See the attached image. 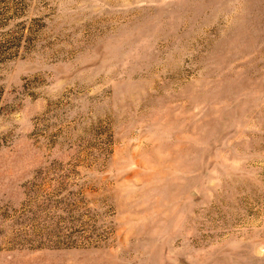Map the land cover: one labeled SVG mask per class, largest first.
Segmentation results:
<instances>
[{
	"label": "rangeland",
	"instance_id": "1",
	"mask_svg": "<svg viewBox=\"0 0 264 264\" xmlns=\"http://www.w3.org/2000/svg\"><path fill=\"white\" fill-rule=\"evenodd\" d=\"M0 264H264V0H0Z\"/></svg>",
	"mask_w": 264,
	"mask_h": 264
}]
</instances>
